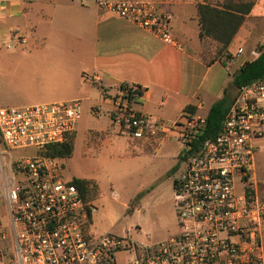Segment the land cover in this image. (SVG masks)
Masks as SVG:
<instances>
[{
  "label": "built area",
  "instance_id": "obj_1",
  "mask_svg": "<svg viewBox=\"0 0 264 264\" xmlns=\"http://www.w3.org/2000/svg\"><path fill=\"white\" fill-rule=\"evenodd\" d=\"M80 1H93L103 13L178 45L171 16L155 1ZM11 35L18 44L28 42L19 27ZM138 90L122 86L114 122L134 140L182 144L184 168L174 181L179 232L140 241L132 231L123 236L94 231L97 205L83 197L74 179H64L62 159L44 153L76 131L82 100L0 107V209L5 205L8 211L7 221L0 215V239L8 228L12 233V254L0 250V259L120 264L119 255L130 253L128 264H264V197L255 177L264 139V76L238 89L220 133L205 140L206 117L185 111L174 122L153 119L134 109ZM111 195L118 197L116 191Z\"/></svg>",
  "mask_w": 264,
  "mask_h": 264
},
{
  "label": "crops",
  "instance_id": "obj_2",
  "mask_svg": "<svg viewBox=\"0 0 264 264\" xmlns=\"http://www.w3.org/2000/svg\"><path fill=\"white\" fill-rule=\"evenodd\" d=\"M152 1L171 16L178 45L167 44L149 31L103 13L93 1L0 0V59L3 57L8 91L16 83L32 87L29 96L16 101L27 106L82 100L73 156L78 126L83 119L88 124L90 115L98 116L101 112H108L113 118L123 85L141 87L143 94L134 102V109L153 119L177 121L188 107L206 117L212 105L226 94L236 97L235 74L259 56L258 46H264V0ZM250 3L249 13L226 51L218 54L216 41L201 38L199 4L224 8ZM16 27L22 29L27 44H18L12 37ZM59 38L67 40L63 43ZM53 39L54 46H47ZM93 128L87 140L100 144L107 134ZM132 140L131 144L142 150L164 141L139 140L143 142L135 144ZM261 147L264 149V139L260 141L255 166V177L264 197ZM87 180L93 181L99 191L96 181ZM140 192L143 191L135 193L131 200Z\"/></svg>",
  "mask_w": 264,
  "mask_h": 264
},
{
  "label": "rangeland",
  "instance_id": "obj_3",
  "mask_svg": "<svg viewBox=\"0 0 264 264\" xmlns=\"http://www.w3.org/2000/svg\"><path fill=\"white\" fill-rule=\"evenodd\" d=\"M59 40L65 43L67 39L59 38ZM53 41L54 39L47 46H54ZM7 83L8 79L3 76L2 57L0 59V107L26 105L20 104L16 99L32 93L30 84L16 83L13 89L8 91ZM84 121L85 119L78 126L77 146L73 158L63 159L60 164L64 179L85 178L93 179L98 183L100 189L90 199L98 207L92 217L94 231L97 234L114 232L120 236L132 231L133 237L140 241L147 239L159 241L175 236L179 232V223L175 206L174 181L184 168L183 163L181 164L178 159L179 151L183 148L182 144L167 139L149 149L142 150L139 146L131 144L129 135L119 133L121 127L114 125V116L111 118L110 113L101 112L98 116L90 115L88 124ZM90 128L106 133L107 138L100 144L88 142L87 134ZM111 130L114 134L109 135ZM132 142L138 144L143 141L132 140ZM263 152L262 148L260 153ZM177 163H180L179 170L172 176H168V172ZM112 191L118 193V198L112 197ZM139 191L146 192L141 205L128 211L126 206L130 204L132 196ZM3 207L0 209V215L4 216V221H7L5 216L8 211L5 205ZM137 227L141 231L134 233ZM5 234L6 239H0V250L8 249V252L12 254L11 230L6 229ZM130 257V253L120 254V264H128ZM10 258V260L0 259V264H17L12 256Z\"/></svg>",
  "mask_w": 264,
  "mask_h": 264
},
{
  "label": "trees",
  "instance_id": "obj_4",
  "mask_svg": "<svg viewBox=\"0 0 264 264\" xmlns=\"http://www.w3.org/2000/svg\"><path fill=\"white\" fill-rule=\"evenodd\" d=\"M252 4L246 6H231L219 8L210 4H199V17L201 24L200 36L202 39H211L219 44L218 54L227 50L245 20V14H248ZM259 56L252 61H248L235 74L233 85L238 91L239 88L249 85L264 76V46H258ZM137 97H133L134 102L142 96V90H138ZM234 97L226 94L223 99L215 102L208 115L206 116V126L202 135V139L215 138L221 131L222 123L225 116L234 101ZM187 112L195 113L194 107H188ZM76 131L68 136L63 143L49 145L45 154L56 159H69L73 156L75 150ZM183 159V155H179V160ZM180 168L177 163L169 172L168 176H172ZM73 183L78 187L83 197L90 201L92 195L98 192V186L91 180L74 178ZM145 191L138 193L130 203L128 211L138 207L145 196Z\"/></svg>",
  "mask_w": 264,
  "mask_h": 264
}]
</instances>
